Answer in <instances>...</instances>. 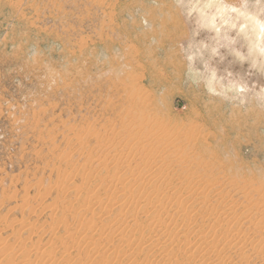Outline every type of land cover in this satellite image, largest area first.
Masks as SVG:
<instances>
[{
	"label": "rangeland",
	"instance_id": "1",
	"mask_svg": "<svg viewBox=\"0 0 264 264\" xmlns=\"http://www.w3.org/2000/svg\"><path fill=\"white\" fill-rule=\"evenodd\" d=\"M255 11L0 0V264H264Z\"/></svg>",
	"mask_w": 264,
	"mask_h": 264
},
{
	"label": "bare ground",
	"instance_id": "2",
	"mask_svg": "<svg viewBox=\"0 0 264 264\" xmlns=\"http://www.w3.org/2000/svg\"><path fill=\"white\" fill-rule=\"evenodd\" d=\"M216 7L217 8H216L215 15L207 14V11L204 7H199V14H201V16L203 17L202 20L204 21V23H206L208 25H213L214 24V18L216 15H218V13L220 11L224 10L228 14V13H230V11H233V9H234V6H231V5H229L223 1H221L219 5L216 4ZM240 11H238L237 14ZM243 13H244V9L241 11V14H243ZM256 15H257L256 11L254 13H250L249 14L250 18L248 19V23H251L254 25V27L252 29H253L254 33H256L259 36V41L257 43V47L260 48L264 54V21H258L256 19ZM246 33H248V32H246ZM243 96H245V95L243 94Z\"/></svg>",
	"mask_w": 264,
	"mask_h": 264
}]
</instances>
